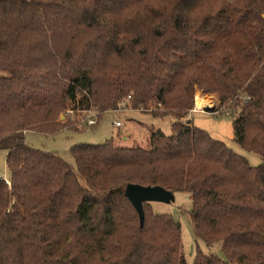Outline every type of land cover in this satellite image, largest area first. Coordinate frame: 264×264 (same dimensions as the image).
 I'll return each mask as SVG.
<instances>
[{
  "label": "trees",
  "instance_id": "16d2710c",
  "mask_svg": "<svg viewBox=\"0 0 264 264\" xmlns=\"http://www.w3.org/2000/svg\"><path fill=\"white\" fill-rule=\"evenodd\" d=\"M212 6L205 27L166 16V0H0V264H187L180 224L144 203L141 226L129 184L191 197L196 235L224 253L194 264H264V0ZM196 89L230 108L260 166L183 121ZM127 98L174 118L172 134L154 131L148 149L76 145L75 165L26 143Z\"/></svg>",
  "mask_w": 264,
  "mask_h": 264
},
{
  "label": "rangeland",
  "instance_id": "374dc122",
  "mask_svg": "<svg viewBox=\"0 0 264 264\" xmlns=\"http://www.w3.org/2000/svg\"><path fill=\"white\" fill-rule=\"evenodd\" d=\"M213 0H192L185 4H179L175 0H166V16H171L176 9H183L195 21H199L205 27H212ZM210 97L213 100L212 108L204 111H195L196 97ZM130 98L125 100L116 111H108L97 120L96 112H68L61 116L60 121L69 120V127L64 128L54 135H44L37 132L26 134V143L38 150L60 156L68 163L75 165L71 149L76 145H101L112 143L116 148H143L150 146V137L154 131L160 130L166 136L172 134V117H156L152 114L153 108L148 111L139 108L133 109L128 104ZM226 107V106H225ZM219 106L216 94H207L201 89H196L194 109L183 121L208 133L213 139L221 141L236 154L244 157L252 167H258L263 163L260 155L243 148L237 140L234 132L233 119L229 116L230 108ZM232 112V111H231ZM63 117V119H62ZM119 123L120 126H116ZM131 135H128V134ZM128 135V136H127ZM0 176L9 178L10 173L7 164V154L0 151ZM175 201L170 204L152 202L149 212L157 215H171L181 226V247L187 264H194L198 253L203 255H217L224 258L222 243L207 245L196 235L192 222L193 204L191 197L186 193H175Z\"/></svg>",
  "mask_w": 264,
  "mask_h": 264
},
{
  "label": "water",
  "instance_id": "95a60500",
  "mask_svg": "<svg viewBox=\"0 0 264 264\" xmlns=\"http://www.w3.org/2000/svg\"><path fill=\"white\" fill-rule=\"evenodd\" d=\"M125 197L130 201L137 212L141 226L145 223L144 203L160 202L170 204L175 201L174 194L162 187H144L137 184L127 185Z\"/></svg>",
  "mask_w": 264,
  "mask_h": 264
},
{
  "label": "bare ground",
  "instance_id": "6f19581e",
  "mask_svg": "<svg viewBox=\"0 0 264 264\" xmlns=\"http://www.w3.org/2000/svg\"><path fill=\"white\" fill-rule=\"evenodd\" d=\"M213 100L210 97L197 96L196 97V107L198 109H209L212 108Z\"/></svg>",
  "mask_w": 264,
  "mask_h": 264
},
{
  "label": "crops",
  "instance_id": "0c3cea01",
  "mask_svg": "<svg viewBox=\"0 0 264 264\" xmlns=\"http://www.w3.org/2000/svg\"><path fill=\"white\" fill-rule=\"evenodd\" d=\"M195 111H201L200 109H198V108H195V110L193 111V112H195ZM128 135H131L130 133L128 134ZM127 135V136H128ZM6 181H9V178L7 179V178H4Z\"/></svg>",
  "mask_w": 264,
  "mask_h": 264
},
{
  "label": "built area",
  "instance_id": "2783aa9c",
  "mask_svg": "<svg viewBox=\"0 0 264 264\" xmlns=\"http://www.w3.org/2000/svg\"><path fill=\"white\" fill-rule=\"evenodd\" d=\"M201 111H204L205 109H200ZM116 126L118 127V126H120V124L119 123H116ZM7 183H8V185H10V182L9 181H7Z\"/></svg>",
  "mask_w": 264,
  "mask_h": 264
}]
</instances>
